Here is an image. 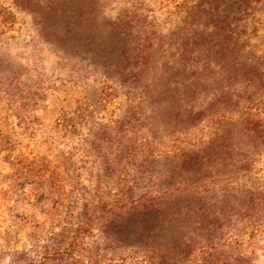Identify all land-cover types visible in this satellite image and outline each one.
<instances>
[{
    "label": "trees",
    "instance_id": "16d2710c",
    "mask_svg": "<svg viewBox=\"0 0 264 264\" xmlns=\"http://www.w3.org/2000/svg\"><path fill=\"white\" fill-rule=\"evenodd\" d=\"M10 2L29 15L36 40L13 53L18 42L0 28L7 103L42 101L41 50L68 80L103 76L124 92L119 117L83 139L98 171L93 202L51 234L52 252L40 246L41 264H99L116 248L147 264H251L241 233L264 212L250 173L264 148V0H186L166 29L139 8L109 17L110 0ZM202 122L206 140L178 145ZM97 245L106 252L94 254ZM19 253L15 263L34 264L36 249Z\"/></svg>",
    "mask_w": 264,
    "mask_h": 264
},
{
    "label": "rangeland",
    "instance_id": "374dc122",
    "mask_svg": "<svg viewBox=\"0 0 264 264\" xmlns=\"http://www.w3.org/2000/svg\"><path fill=\"white\" fill-rule=\"evenodd\" d=\"M185 2L110 0L104 9L109 17L126 8L143 9L156 18L161 29H166L178 20L179 15L175 14ZM183 7L180 13L185 10ZM0 28L18 42L9 46L13 53L21 54L25 42L36 40L29 15L19 12L10 0H0ZM37 63L39 73L46 78L45 82L41 79L44 91L39 104H10L0 91V264H17L15 261L22 257L19 252L31 249H36L34 264H41L40 246L48 245L52 252L56 247L49 239L51 234L68 222H77L84 202H93L98 171L95 162L88 161L84 154L83 139L95 122L119 117L124 103L123 89L112 80L103 76L68 80L64 73L55 70V57L44 50ZM208 82L207 79L201 85L203 92ZM193 92L191 89V104L195 102ZM251 92L252 88L246 89L241 98ZM208 127L207 122H202L192 133L191 129L183 131L178 145L191 148V142L206 140ZM250 173L255 174L253 185L264 194V148L255 157ZM107 181L102 180L104 191ZM260 220L254 230L243 227L241 233L251 264H264L263 211ZM93 239L81 238V246L89 247ZM97 246L94 254L106 252V245ZM123 250L116 248L111 261L100 258L99 264H147L131 251Z\"/></svg>",
    "mask_w": 264,
    "mask_h": 264
}]
</instances>
